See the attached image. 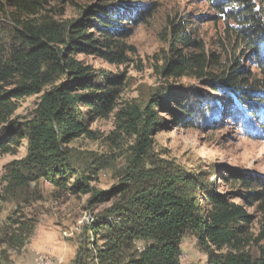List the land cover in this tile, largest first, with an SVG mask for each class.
<instances>
[{
  "label": "trees",
  "instance_id": "obj_1",
  "mask_svg": "<svg viewBox=\"0 0 264 264\" xmlns=\"http://www.w3.org/2000/svg\"><path fill=\"white\" fill-rule=\"evenodd\" d=\"M123 1L97 0L77 19L64 18L73 0L0 2V157L28 142L27 156L8 166L5 196L21 197L40 180L67 190L74 179L71 191L92 194L90 204L116 200L92 229L97 250L81 248L74 264H182L187 236L196 239L207 264H264V178L229 171L225 181L232 192L221 194L209 175L153 152L165 109L179 127L210 131L232 121L246 137L264 141V0H206L214 16L197 17V23L176 14L168 22L162 85L144 102L120 106L125 76L94 70L78 58L98 57L112 66L130 61L131 29L156 8ZM211 19L224 26L218 43L225 55L210 51L192 28ZM185 78L206 85L203 102L179 83ZM32 97H39L37 108L20 122V103ZM114 113L113 135L136 142L121 185L99 192L91 187L92 173L82 168L86 159L78 163L69 145L91 138L90 123ZM93 166L95 175L105 169ZM258 216L262 229L256 236ZM30 232L20 220L7 230L0 225V247L23 245Z\"/></svg>",
  "mask_w": 264,
  "mask_h": 264
},
{
  "label": "rangeland",
  "instance_id": "obj_2",
  "mask_svg": "<svg viewBox=\"0 0 264 264\" xmlns=\"http://www.w3.org/2000/svg\"><path fill=\"white\" fill-rule=\"evenodd\" d=\"M3 0H0L2 2ZM97 0H73L74 4L63 10L65 19H77L83 8L94 4ZM127 3L128 0H124ZM141 7L156 8L152 18L144 24L132 28L131 36L126 44L129 62L123 66H112L98 57L78 59L92 69L104 70L116 75L125 76L126 83L120 99V106L130 103H142L160 88L163 79L159 68L162 66L164 51L168 49L165 42L168 22L181 13L190 17L195 23L200 16L213 17L206 0H136ZM158 5V7H157ZM197 20V21H196ZM201 24L196 28L207 48L214 54L225 55L219 48L218 40L223 38L224 26L220 23ZM249 68L252 66L248 65ZM254 72H257L254 70ZM201 102L202 92H210L204 83L191 78L179 81ZM39 103V97H32L20 103L16 118L25 122L31 117ZM82 111H85L82 108ZM160 123L164 126L153 138V152L159 160L177 162L187 171L195 170L200 175H209L211 185L217 186L221 194H231V186L225 178L229 171L244 172L252 177L264 178V141H255L248 137L232 121H226L215 130L201 131L179 127L174 117L165 109L161 111ZM115 113L107 119H98L90 123L89 130L94 133L91 138L83 137L73 141L69 148L77 160L86 159L83 170L92 173L91 187L99 192H111L122 182V175L131 155V148L136 142L135 137H120L116 132ZM28 152L27 139L14 154L0 157V225L4 230L12 227L13 222L31 227L23 245L0 247V264H36L41 255H48L55 264H74L81 248L89 252L97 250L96 239L92 229L100 222L103 214L109 210L116 200L93 205L90 204L92 194L77 195L69 189L61 190L46 180H40L26 188L21 197H6V176L8 166L15 161L24 159ZM78 161V160H77ZM98 162L105 169L95 175L93 164ZM79 163V161H78ZM94 174V175H93ZM27 200V201H26ZM254 214V210H249ZM260 216L252 227L256 236L261 233ZM17 229L18 226L13 227ZM100 232L98 239L103 235ZM102 242L99 243L101 246ZM145 244L138 243L137 250H143ZM256 253V247L253 248ZM208 256L198 247L197 241L187 236L182 242V264H207Z\"/></svg>",
  "mask_w": 264,
  "mask_h": 264
},
{
  "label": "bare ground",
  "instance_id": "obj_3",
  "mask_svg": "<svg viewBox=\"0 0 264 264\" xmlns=\"http://www.w3.org/2000/svg\"><path fill=\"white\" fill-rule=\"evenodd\" d=\"M44 260H45L46 264H55V260L48 255H41L38 258V261H44Z\"/></svg>",
  "mask_w": 264,
  "mask_h": 264
},
{
  "label": "built area",
  "instance_id": "obj_4",
  "mask_svg": "<svg viewBox=\"0 0 264 264\" xmlns=\"http://www.w3.org/2000/svg\"><path fill=\"white\" fill-rule=\"evenodd\" d=\"M36 264H46L45 260L44 261H36Z\"/></svg>",
  "mask_w": 264,
  "mask_h": 264
}]
</instances>
